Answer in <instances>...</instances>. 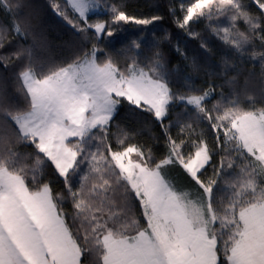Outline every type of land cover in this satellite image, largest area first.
<instances>
[{
  "label": "snow or ice",
  "instance_id": "snow-or-ice-1",
  "mask_svg": "<svg viewBox=\"0 0 264 264\" xmlns=\"http://www.w3.org/2000/svg\"><path fill=\"white\" fill-rule=\"evenodd\" d=\"M28 7L26 0H0L16 43L0 62L16 69L23 96L21 106L0 87V264H84L91 253L94 264H264V107L248 97V108L236 99L209 108L212 88L173 91L159 48L171 43L169 32L150 56H132L121 67L98 42L114 37L121 23L146 27L164 16L138 18L109 0H49L76 32L87 37L91 30L92 44L71 62L38 63L33 47L20 43L31 38L43 47L31 14L23 13ZM98 7L106 20L89 16ZM253 7L255 14L248 11ZM168 14L190 38L200 36L193 25L216 21L212 31L226 45L259 60L264 100V51L253 47L258 40L264 49V0H175ZM224 21L228 26L221 27ZM238 21L247 25L244 31ZM6 31L0 28V50L13 43L4 42ZM131 47L141 44L133 40ZM200 47L210 51L203 38ZM191 66L198 70L195 61ZM125 102L160 124L161 156L119 139L112 144L110 126ZM176 104L190 107L195 121H207L212 146L193 124L176 121L178 133L171 135L174 122L165 120ZM176 167L194 195L169 179ZM38 169L53 171L63 194H54Z\"/></svg>",
  "mask_w": 264,
  "mask_h": 264
},
{
  "label": "trees",
  "instance_id": "trees-1",
  "mask_svg": "<svg viewBox=\"0 0 264 264\" xmlns=\"http://www.w3.org/2000/svg\"><path fill=\"white\" fill-rule=\"evenodd\" d=\"M30 7L23 9V13H30L33 24L35 25L38 36H42L43 47L33 45L31 38L21 40L24 46L33 47V57L39 63L44 64H65L71 62L78 54L88 51L91 48V30L89 35L83 36L76 32L61 18L57 17L49 7V0H26ZM175 0H109V3L123 4L126 13L138 18L151 17L153 15L164 16L163 21H158L153 25L139 26L134 23H121L119 30L114 37L100 40L99 47L105 52L111 54L119 60L121 67L131 63L130 57L136 56L139 60H144L150 56L155 49L153 45L159 37L165 32L172 34L171 43H161L159 48L162 50L166 61V68L170 73L169 86L175 92L187 93L190 89L203 91L208 88L213 89V94L209 98L206 107L211 108L215 104H224L230 100L236 99L239 106L248 108L252 97L256 102V107H264V100L260 98L261 83V65L259 60H252L249 54L243 55L235 53L229 45H226L212 31L216 21L201 20L193 25L194 30L200 34L197 38H190L172 23V17L168 14V5ZM251 4L252 0H244ZM103 4V0H101ZM102 8V12L91 16L92 19L108 18L107 11ZM255 14V9H248ZM223 20L224 18H220ZM221 27L228 26V22L220 24ZM237 27L244 31L247 27L243 21L237 22ZM0 28L8 29L3 33L4 42L13 40L9 35L11 31V17L5 15L0 10ZM201 38L206 43L210 51L200 47ZM136 40L141 44L140 49L131 47V42ZM177 46L180 51H176ZM16 47L13 40L12 45L7 49L0 50V55L11 53ZM253 47L256 51H264L260 48L258 40L253 41ZM181 52L188 57L185 60ZM104 53H100L98 58H103ZM198 65V70L193 71L192 62ZM143 66V64H141ZM22 86V81L16 78V69L12 67L5 68L4 63L0 62V87L6 89L7 95L15 102L23 106V96L18 89ZM173 121L170 129L171 135L176 136L178 125L175 123L193 124L196 132L203 133L209 146L215 143L214 134L210 131L207 121H195L193 110L187 109L181 105H170L169 116L165 123ZM111 142L113 145L117 140H123L125 144H136L145 149L151 148L156 157H159L165 151V140L163 130L150 114L144 113L127 102L123 103L117 109V115L110 126ZM21 151H30V149H20ZM220 156L215 157L218 162ZM212 169H208L210 175ZM37 174L49 182L54 194H63V184L56 174L47 169H38ZM172 183L185 192L195 194L189 178L179 167L172 168L167 173ZM65 206L71 212L70 200L65 201ZM139 218V214L137 213ZM84 264H94L95 254H85L82 257Z\"/></svg>",
  "mask_w": 264,
  "mask_h": 264
},
{
  "label": "rangeland",
  "instance_id": "rangeland-1",
  "mask_svg": "<svg viewBox=\"0 0 264 264\" xmlns=\"http://www.w3.org/2000/svg\"><path fill=\"white\" fill-rule=\"evenodd\" d=\"M100 12H102V8H101V7L95 8V9H93V10H91V11L89 12V16L91 17V16H93V15H97V14H99ZM133 158H135V154H133Z\"/></svg>",
  "mask_w": 264,
  "mask_h": 264
}]
</instances>
